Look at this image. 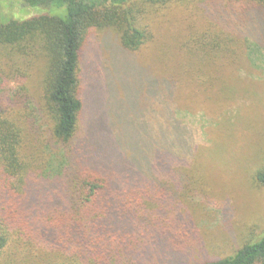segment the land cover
Returning <instances> with one entry per match:
<instances>
[{"label": "trees", "instance_id": "trees-1", "mask_svg": "<svg viewBox=\"0 0 264 264\" xmlns=\"http://www.w3.org/2000/svg\"><path fill=\"white\" fill-rule=\"evenodd\" d=\"M16 1L22 10L40 12L2 20L0 72L4 50H35L42 66V108L50 122V141L40 151L43 162L30 169L19 128L11 118L0 117V264H137L143 259L186 264L194 251L190 241L195 227L178 195L189 183L188 148L169 140L170 129L140 140L125 118L130 108L122 105L119 130L112 136L109 126L94 129L100 116L95 123L86 120L82 63L92 31L108 30L119 49L135 52L149 36L142 23V1ZM145 1L155 6L173 0ZM212 4L218 23L234 32H210L208 40L223 45V56L237 58L234 46L242 49L245 40L235 31L244 32L252 18L264 27V0ZM139 70L136 76L148 77L164 93L163 101L172 99V80L159 81ZM120 89L134 108L137 82ZM107 115L113 116L106 111L107 121ZM37 151L33 148L32 154ZM255 180L264 187V167ZM198 264H264V232L227 257Z\"/></svg>", "mask_w": 264, "mask_h": 264}, {"label": "rangeland", "instance_id": "rangeland-1", "mask_svg": "<svg viewBox=\"0 0 264 264\" xmlns=\"http://www.w3.org/2000/svg\"><path fill=\"white\" fill-rule=\"evenodd\" d=\"M135 1H142V23L149 35L138 50L124 52L112 32L92 31L82 63L86 120L95 123L100 116L94 129L109 126L112 136L119 130L122 105L130 108L125 118L140 140L172 130L169 140L188 148L190 160L188 186L178 195L195 227L190 241L194 251L186 264L227 257L264 232V187L255 180L264 167V27L254 18L247 21L244 32L235 31L245 40L242 49L234 46L238 57L223 56V45L208 38L210 32H234L213 15L212 3L223 6L229 0H173L155 6ZM38 12L22 10L16 0L2 1L0 23ZM139 68L159 81L172 80V99L163 101L164 93L153 88L148 77L136 76ZM135 82L139 92L133 108L120 88ZM41 93L42 66L35 50H4L0 117L11 118L19 128L30 169L43 162L40 151L50 141ZM106 111L113 115H107L108 121ZM137 264L152 263L143 259Z\"/></svg>", "mask_w": 264, "mask_h": 264}]
</instances>
